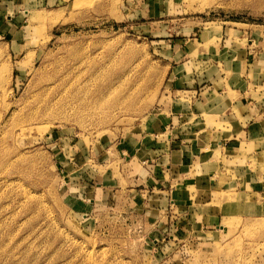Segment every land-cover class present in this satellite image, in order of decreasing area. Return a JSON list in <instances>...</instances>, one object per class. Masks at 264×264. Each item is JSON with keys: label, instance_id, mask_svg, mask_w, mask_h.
<instances>
[{"label": "rangeland", "instance_id": "obj_1", "mask_svg": "<svg viewBox=\"0 0 264 264\" xmlns=\"http://www.w3.org/2000/svg\"><path fill=\"white\" fill-rule=\"evenodd\" d=\"M240 80L264 99V0H0V264H264V157L173 177L124 146Z\"/></svg>", "mask_w": 264, "mask_h": 264}, {"label": "crops", "instance_id": "obj_2", "mask_svg": "<svg viewBox=\"0 0 264 264\" xmlns=\"http://www.w3.org/2000/svg\"><path fill=\"white\" fill-rule=\"evenodd\" d=\"M244 81H236L237 84L232 85L233 96L231 98L226 92L227 85H224L220 92L212 83H205L203 86L199 83V87L195 85L193 88L189 86L188 93L182 95L185 98L188 97L187 99L191 102V109L185 111L186 114L188 113L187 115L190 114L187 118H190L191 121L186 120L185 117L182 118L180 111L184 110V107L178 102L182 100L183 96L177 95L172 103L162 105L156 112H153L150 116L152 127L136 133L130 140H126L125 148L130 152L132 158L139 161L148 157L153 158L155 161L153 166H158L157 171L161 169L160 173L164 171V174L173 177L179 176L181 173H189L193 169L194 163L200 165V170H198L200 174L216 173L218 168H224L225 161L227 164L235 163L237 166H248L253 160L262 163L261 160L264 157V99L246 94L242 88ZM246 85L247 89H250V85ZM198 105L211 115L218 113L217 109L220 110L221 122L231 121L233 127L225 131L223 128L217 129L210 125L205 133H211V139L206 138L207 134L204 136L196 134L201 133L197 125L202 119ZM236 108L241 112L234 111ZM177 119H179V123L176 122ZM195 120L196 122L193 123ZM216 122L218 121L216 120ZM204 139L205 144H203ZM201 145L204 151L199 148ZM218 151L221 152V157L218 156ZM146 161L148 162V160ZM163 167L166 168V172ZM243 171L246 170L243 169ZM142 172L145 174L148 171L144 168ZM250 172L264 189V173L260 169H253ZM106 181L113 182L112 178L106 179ZM211 181L214 180L211 179ZM215 184L216 182L211 185ZM100 192L102 191L100 190ZM153 198L156 199V202L158 199L161 201L159 195ZM227 225L229 227L228 221ZM221 227L223 230L225 229L224 225Z\"/></svg>", "mask_w": 264, "mask_h": 264}, {"label": "bare ground", "instance_id": "obj_3", "mask_svg": "<svg viewBox=\"0 0 264 264\" xmlns=\"http://www.w3.org/2000/svg\"><path fill=\"white\" fill-rule=\"evenodd\" d=\"M61 62H62V61H61ZM85 62H86V61H85ZM56 66H57V65H56ZM56 66H55V67H56ZM62 66H63V65H62ZM122 66H123V64H122ZM79 67H80V66H79ZM125 67H126V66H125ZM68 68H69V67H68ZM70 68H71V67H70ZM74 68H75V67H74ZM58 69H59V68H58ZM73 70H74V69H73ZM98 70H99V69H98ZM66 71H67V70H66ZM70 71H71V70H70ZM79 71H80V70H79ZM135 72H136V71H135ZM53 73H54V72H53ZM74 73H75V72H74ZM126 74H127V73H126ZM103 75H104V74H103ZM116 75H117V74H116ZM116 75H115V76H116ZM61 76H62V75H61ZM107 76H108V75H107ZM122 76H123V75H122ZM122 76H121V77H122ZM118 77H119V76H118ZM52 78H53V77H52ZM56 78H58V77H56ZM80 78H81V77H80ZM62 79L64 80L65 78H62ZM82 79H83V78H82ZM111 79H112V78H111ZM50 80H51V79H50ZM52 80H54V78H53ZM55 80H56V79H55ZM55 80H54L53 82H56ZM65 80H66V79H65ZM71 80H72V79H71ZM61 81H62V80L60 79V82H61ZM66 81H67V80H66ZM105 81H106V80H105ZM116 81H117V80H116ZM120 82H121V81H120ZM58 83H59V82H58ZM62 83H63V82H62ZM62 83H61V84H62ZM69 83H70V82H69ZM108 83H109V82H108ZM53 84H54V83H53ZM82 84H83V83H82ZM88 84H89V83H88ZM101 84H102V83H101ZM121 84H122V83H121ZM42 85H43V84H42ZM59 85H60V84H59ZM59 85H58V86H59ZM63 85H64V84H63ZM69 85H71V83H70ZM85 85H86V84H85ZM97 85H98V84H97ZM111 85H112V84H111ZM56 86H57V85H56ZM108 86H109V85H108ZM65 87H66V86H65ZM65 87H64V88H65ZM70 87H71V86H70ZM116 87H117V86H116ZM120 88H121V87H120ZM53 89H54V88H53ZM60 89H61V88H60ZM60 89H59V90H60ZM68 89H69V91H70V88H68ZM68 89H66V90L68 91ZM94 89H95V88H94ZM77 90H78V89H77ZM95 90H96V89H95ZM117 90H119V89H117ZM61 91H62V90H61ZM67 91H66V92H67ZM90 91H91V90H90ZM90 91H88V92H90ZM42 92H43V91H42ZM52 92H53V91H52ZM58 92H59V91H58ZM77 92H78V91H77ZM109 92H110V91H109ZM64 93H65V92H64ZM98 93H99V92H98ZM66 94H67V93H66ZM111 94H112V93H111ZM44 95H45V94H44ZM49 95H50V93H49ZM52 95H53V94H52ZM55 95H56V94H55ZM83 95H84V94H83ZM91 95H92V94H91ZM107 95H108V94H107ZM109 95H110V94H109ZM53 96H54V95H53ZM43 97H44V96H43ZM50 97H51V96H50ZM110 97H111V96H110ZM46 98H47V97H46ZM72 98H73V97H72ZM79 99H80V98H79ZM85 99H87V98H85ZM92 99H93V98H92ZM100 99H101V98H100ZM106 99H107V98H106ZM52 100H53V99H52ZM62 100H63V99H62ZM75 100H76V99H75ZM82 100H83V99H82ZM88 100H89V99H88ZM113 100H114V99H113ZM97 101H98V100H97ZM97 101H96V102H97ZM123 101H124V100H123ZM58 102H59V101H58ZM121 102H122V101H121ZM49 103H50V102H49ZM61 103H62V102H61ZM89 103H90V102H89ZM101 103H102V102H101ZM99 104H100V103H99ZM103 104H104V103H103ZM119 104H120V103H119ZM53 105H54V104H53ZM53 105H52V106H53ZM59 105H60V104H59ZM59 105H58V106H59ZM61 105H62V104H61ZM89 105H90V104H89ZM55 106H56V105H55ZM65 106H66V105H65ZM44 107H45V106H44ZM67 107H68V106H67ZM69 107H70V106H69ZM108 107H109V105H108ZM76 108H77V107H76ZM92 108H93V107H92ZM102 108H103V106H102ZM51 109H52V108H51ZM71 109H72V108H71ZM46 110H47V109H46ZM49 110H50V109H49ZM82 111H83V110H82ZM108 111H109V110H108ZM111 111H112V110H111ZM84 113H85V112H84ZM90 113H91V112H90ZM83 115H84V114H83ZM89 115H90V114H89ZM90 256H91V255H90ZM10 257H11V256H10Z\"/></svg>", "mask_w": 264, "mask_h": 264}]
</instances>
